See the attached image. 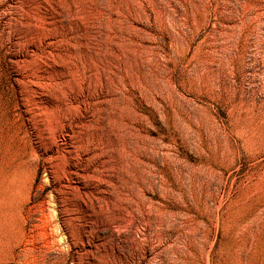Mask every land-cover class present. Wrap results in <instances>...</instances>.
Instances as JSON below:
<instances>
[{"label": "rangeland", "instance_id": "374dc122", "mask_svg": "<svg viewBox=\"0 0 264 264\" xmlns=\"http://www.w3.org/2000/svg\"><path fill=\"white\" fill-rule=\"evenodd\" d=\"M0 264H264V0H0Z\"/></svg>", "mask_w": 264, "mask_h": 264}]
</instances>
